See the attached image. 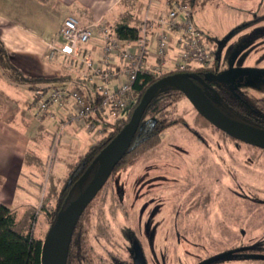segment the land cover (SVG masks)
<instances>
[{"label": "rangeland", "instance_id": "rangeland-1", "mask_svg": "<svg viewBox=\"0 0 264 264\" xmlns=\"http://www.w3.org/2000/svg\"><path fill=\"white\" fill-rule=\"evenodd\" d=\"M22 1L0 0V15L21 19ZM145 1L127 0L121 10H125L126 18L138 20ZM195 11L197 26L214 40L212 48L220 57L221 73L233 70L259 71L239 76L231 87L239 92L246 90L257 98L264 97V0H201ZM50 19L53 20V16ZM101 20L108 23L107 19ZM62 28L47 36L46 40L52 42V36L58 35ZM113 28L110 26L112 31ZM56 42H60L59 38H55ZM63 56L68 63L67 72L78 74L83 70L86 73L82 63L84 56L76 59ZM90 86L94 93V86ZM80 89L87 93L86 88ZM34 103L37 117L38 110ZM131 107L125 109L118 118L104 119L96 114L94 117L98 129L112 132L115 122L125 117ZM164 114L171 118L183 117L203 140L199 141L194 131L182 125L167 128L163 132L161 146L135 166L110 178L90 209L89 244L95 260H106L111 264L114 258L127 259L132 254V239L137 242L144 239L147 242L143 241L146 251L149 247L148 256L152 264H197L219 256L222 251L237 244L235 239L229 240L218 235L210 239L206 237L207 232L217 230L214 219L220 218V215L226 217L224 208L211 211L212 217L206 218L207 222L190 229L183 224L182 219L193 222L194 216L198 217V213L208 203H225L230 216H234L232 213L236 208L232 199L237 196L255 199L256 193L253 190L264 194L263 157L255 156L253 166V162L244 158L248 148L242 144L237 145L231 139L227 140L219 132L211 131L209 124L198 116L187 99ZM44 127L43 136L36 129L35 136L31 137L29 158L31 161L32 156H36V161L33 159L32 163H24V159H14L13 164L18 167L15 173L20 172L19 190L16 191V198V192L11 196L14 199L11 205L7 203L17 221L16 231L26 235L33 230L42 240L48 233L47 211L55 208L64 189V180L75 167L78 156L85 154L105 136L72 125L68 127V134H63V137L67 135L71 138L72 142L62 140L53 155V137L46 133L49 130L47 126ZM52 131L49 130V133ZM236 152L238 164H234L232 158ZM241 162L244 169H247L246 175L241 168L236 167ZM252 172L262 178L259 181L252 179ZM32 182L34 186H30ZM4 184L0 183V187H4ZM4 197L8 199V196ZM30 207L33 209L25 217ZM209 215L206 212L205 216ZM208 225L212 228H208ZM225 227L226 231L234 232L236 224L228 223ZM221 230L224 231L222 227ZM191 236L199 238L193 239ZM247 239H237L238 244H245ZM250 248L257 256L264 255V237L252 239ZM224 262L222 259L215 264ZM251 262L262 264L254 260Z\"/></svg>", "mask_w": 264, "mask_h": 264}, {"label": "built area", "instance_id": "built-area-1", "mask_svg": "<svg viewBox=\"0 0 264 264\" xmlns=\"http://www.w3.org/2000/svg\"><path fill=\"white\" fill-rule=\"evenodd\" d=\"M197 0H147L139 38L135 41L117 37L102 20L82 25L75 18L65 20L62 31L48 42V61L66 55L83 56V48L100 37L103 41L96 58L84 55L82 63L95 83L97 97L90 99L78 88L59 87L34 92L37 118L55 123L53 155L69 125L87 132H98L95 115L118 118L133 104L134 87L141 75L160 78L168 73H190L209 69L213 51L196 26ZM55 38L60 42L55 43ZM73 104V111L69 106ZM64 111V121L58 113Z\"/></svg>", "mask_w": 264, "mask_h": 264}, {"label": "trees", "instance_id": "trees-1", "mask_svg": "<svg viewBox=\"0 0 264 264\" xmlns=\"http://www.w3.org/2000/svg\"><path fill=\"white\" fill-rule=\"evenodd\" d=\"M47 1V0H39ZM118 38L135 41L139 38L140 29L132 28L128 25H119L115 30ZM216 68L201 69L192 72V75L203 76L206 72L217 73ZM0 72L4 74L7 81L19 88H23L33 93L37 90L48 91L52 88L63 87L59 84L65 77L45 78L25 75L11 63V58L5 45L0 41ZM175 73H168L160 78L148 75H141L134 87V101L127 115L115 122L114 130L107 133L98 140L89 150L78 156L75 167L65 178L64 189L62 190L54 209L47 211L48 231L55 224L59 213L65 210L70 203L78 198L82 189L79 183L87 170L108 146L115 136L129 122L135 107L146 90L160 79ZM213 87V86H212ZM201 90L209 98L212 104L225 116L256 128L264 129V97L257 98L248 91H233L227 85L201 86ZM90 99H95L96 94L87 91ZM185 96L182 92L174 88H165L152 101L147 108L139 130L123 159L115 168L111 179L120 171L128 170L142 161L149 152L161 146L163 142V132L174 125H183L190 129L184 118H171L164 113L176 107ZM193 131V130H192ZM98 170L96 165L91 175L83 183V190L88 186ZM101 193H99L100 195ZM97 196V198L99 197ZM87 208L81 217L69 247L67 264H92L94 263L89 248L90 231V209L94 202ZM17 221L13 210L0 202V264H42L41 255L44 240L35 235L33 230L28 234H21L16 231ZM117 262V261H116ZM118 264V262L116 263Z\"/></svg>", "mask_w": 264, "mask_h": 264}, {"label": "crops", "instance_id": "crops-1", "mask_svg": "<svg viewBox=\"0 0 264 264\" xmlns=\"http://www.w3.org/2000/svg\"><path fill=\"white\" fill-rule=\"evenodd\" d=\"M126 1L47 0L42 2L39 0H23L21 19L14 18L12 15H0V41L4 43L10 55L11 63L25 75L45 78L65 77L59 84L60 86L78 89L82 87L93 93L91 84L94 86V94H96L95 83L87 74V71L85 74L83 70L78 74L66 71L68 63L63 55L53 63L48 62L49 48L46 37L61 29L65 20L70 16L78 18L81 24L85 26L101 19H107L108 26H114L113 30L119 25H128L140 29L147 0L142 6L144 10L139 11L140 18L138 20L133 17L126 18L125 10H121L122 6L125 7ZM198 2H201V0H197L196 5ZM51 16H53V20L50 19ZM206 40L213 51L214 40L210 37ZM102 44L103 41L100 37L94 39L91 45L83 48V56L93 55L96 58ZM213 54L216 55L215 51H213ZM33 102H35L34 92L31 93L28 90L11 85L4 74L0 72V183H5L4 187H0V202L9 208L11 207L7 203L11 205L10 202L14 201L11 196L19 190L20 172L15 173L18 167L14 166V159L16 161L24 159V163L27 161L32 163L33 159L36 161V156H32L31 161V157L29 158L31 137L35 136L34 130L38 129L39 134L43 136L45 131L42 130L46 129L44 127L46 125L49 130H53L51 133H49V130L46 132L51 137L55 132L53 121L45 119L40 122L37 120ZM69 109L73 111V104L69 106ZM58 116L60 120L64 121L66 113L61 111ZM70 126L72 125L68 127ZM68 127L65 131L67 134ZM31 128L33 131H31ZM71 140L67 135H64L63 142L71 143ZM34 185L35 183L32 182L30 186ZM4 196H8V199L5 200ZM16 196L17 192L15 198ZM32 209L29 208L25 217L30 215Z\"/></svg>", "mask_w": 264, "mask_h": 264}, {"label": "water", "instance_id": "water-1", "mask_svg": "<svg viewBox=\"0 0 264 264\" xmlns=\"http://www.w3.org/2000/svg\"><path fill=\"white\" fill-rule=\"evenodd\" d=\"M254 72L256 71H230L222 76L207 74L204 78L191 73H176L166 76L151 85L135 107L129 122L94 160L80 181V184L83 185L97 165L98 170L88 186L84 190L82 189L76 200L59 213L55 224L48 231L42 247V264H67L69 247L81 217L103 190L115 168L129 150L147 108L165 88H174L182 92L195 110L219 130L239 141L264 150V130L234 121L225 116L212 104L198 85V83L204 85L206 82L215 81L221 83L233 82V79L239 75H248ZM136 252L137 259L135 263L146 264L141 249L137 248ZM219 258L209 260L203 264L211 263Z\"/></svg>", "mask_w": 264, "mask_h": 264}, {"label": "flooded vegetation", "instance_id": "flooded-vegetation-1", "mask_svg": "<svg viewBox=\"0 0 264 264\" xmlns=\"http://www.w3.org/2000/svg\"><path fill=\"white\" fill-rule=\"evenodd\" d=\"M202 33L204 34V36L206 38L207 36L205 35V33L204 32H202ZM206 39H208V37ZM211 68H216V70H218L217 73L206 72L203 76H201V75H197V76L204 78L207 74H214L215 76H222V75L225 74V73H221L222 66H221L220 57L218 55H214L213 64H212ZM197 70H201V69H197ZM197 70H195V71H197ZM195 71H192V72H195ZM233 71H254V70H233ZM192 72H190V73H192ZM258 72L259 71H256L254 73H258ZM248 75H250V74H248ZM239 76H241V75H239ZM239 76L235 77L233 79V82L221 83V82L215 81V82H206V84H204V85L198 83V85H199V87H201V86H211V88L215 87L216 85H227L230 90H233V91L237 92L238 90H236V89L234 90L231 87V84H233L237 80V78ZM198 116L203 118L199 113H198ZM178 118H183V117H178ZM204 120L211 127L210 128L211 131L214 130L215 132H219V133L223 134L224 137L227 140L231 139L237 145H241L242 144L241 146H246L248 148L247 150H249V151L248 152L245 151L244 158L247 159V160L249 159L251 163L253 162L252 163L253 166H254V161L253 160H254L255 156L258 155V156H261V157L264 158V150L263 149H260L258 147L253 146V145H250V144H247L245 142L239 141V140L227 135L223 131L219 130L218 128L213 126L210 122H208L206 119H204ZM234 121H236V120H234ZM244 124H246V123H244ZM174 126H177V125H174ZM249 126H251V125H249ZM183 127L186 128L189 131L193 130V129H191L190 126H189L190 129L185 127V126H183ZM252 127H254V126H252ZM254 128H256V127H254ZM257 129H260V128H257ZM260 130H264V129H260ZM193 134L197 137V139L199 141L203 140L202 137L200 135H198L195 131H194ZM237 155H238V152H236V155H232L234 164L235 163L238 164ZM242 162H244V161H242ZM242 162L240 163L241 167L240 166H236V167L241 168L243 170L242 172L246 175L247 174V172H246L247 169H244ZM248 176H249V173H248ZM250 177L252 179H255L256 181H259L262 178L258 174H256L255 172H252L250 174ZM79 187L81 189H83L82 188L83 185H81L80 183H79ZM253 192L256 193L254 195V197H256L255 199H246V198H242L241 196L240 197L237 196L238 198H234V199L231 200L234 203L235 208H236V211L234 213H232V214H234V216L233 215L230 216V213H229L228 208H227V204L224 203V204L221 205V204H219L217 202L218 204H216V203H214V204L208 203V206L204 205L203 206V210L200 211V213H198L199 214L198 217L194 216L193 222H191L189 219H185V220L182 219L183 220L182 221L183 224L186 225L188 229H190L191 227H197V226L201 225L200 223L207 222L208 219H206V218H210V216L212 215L211 211H214L215 209L219 210L221 207H223L224 210L227 213L226 217L222 218V216L220 215L219 216L220 218L214 219L215 221L213 223L215 224L217 230L215 232H211V231L207 232V236L206 237H208L210 239L211 237H216L218 235V236H221V237H225V238H227L229 240L230 239L231 240L235 239V241L237 243L236 245L230 247L229 249H225L224 251H222L219 256L210 258V259H208L206 261L202 260V261L198 262L197 264H203V263H205V262H207L209 260H212V259H215V258H219V257L220 258L218 260L213 261V262L208 263V264H215L216 262H220L222 259L225 260V262L222 263V264H252L251 260H254L256 262H261L262 264H264V259H263L264 255L257 256L254 252L250 251V249H251L250 248V242L252 241V239H255V238L261 237V236L264 237V194H259L257 192V190H253ZM237 208L240 209V211ZM206 212H209L210 215L209 216H205ZM207 215H208V213H207ZM205 219H206V221H205ZM208 223H210V222H208ZM228 223L236 224L234 232L226 231V229H225L226 227L225 226ZM210 227H211V225H208V228H210ZM221 227L224 229V231L221 230ZM189 235L190 234L188 233L187 236L190 237ZM195 237L199 238V236H195ZM195 237H192V238L196 239ZM239 238H248L247 239L248 242H246L245 244L244 243L238 244L237 239H239ZM143 241H145V240L144 239H140L137 242L136 239H132L131 240V242H132V244H131V246H132V254H130V256L127 259H125V260L119 259V258H114V259H112V263L111 264H116L117 262H118V264H136L135 262H136V259H137V252H136L137 248L141 249L143 257H144V260H145V263L146 264H152L151 258L148 256L149 255V247H148V251H146ZM146 244H147V242H146ZM89 248H90L92 259L94 261V263H92V264H110L106 260H100V261L99 260H95L94 257H93V249L90 246V244H89ZM151 250H152V248H151ZM183 255H184V252H183ZM155 256H157V253H156Z\"/></svg>", "mask_w": 264, "mask_h": 264}]
</instances>
